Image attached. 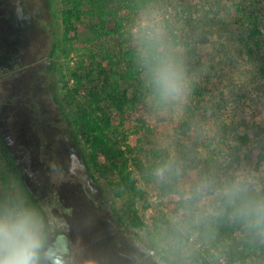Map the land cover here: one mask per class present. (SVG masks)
<instances>
[{"label": "rangeland", "instance_id": "rangeland-1", "mask_svg": "<svg viewBox=\"0 0 264 264\" xmlns=\"http://www.w3.org/2000/svg\"><path fill=\"white\" fill-rule=\"evenodd\" d=\"M63 8L62 0H0V182L11 188L19 181L37 203H57L56 188L72 184L99 212V204L114 208L125 238L135 233L169 263L226 264L222 248L200 244L190 231L193 219L173 211L176 197L162 199L155 184L138 177V190L125 191L109 173L94 170L74 123L80 97L72 98L66 84L74 54L62 38ZM245 13L264 23V0H152L125 35L94 46L113 54L135 43L141 17L159 21L165 43L182 61L187 91L180 100L148 99L149 131L129 143L141 160L149 149H164L168 165L181 169L183 192L215 190L222 183L214 174L221 172L229 181L242 174L250 189L264 190V164L255 172L250 160L264 146V28L248 38ZM80 25L87 26L85 18ZM241 133L251 142L233 148ZM209 201L218 217L214 210L221 202L214 193ZM132 209L142 227L133 226ZM56 210L61 212L59 205ZM234 221L238 237L241 221Z\"/></svg>", "mask_w": 264, "mask_h": 264}, {"label": "trees", "instance_id": "trees-1", "mask_svg": "<svg viewBox=\"0 0 264 264\" xmlns=\"http://www.w3.org/2000/svg\"><path fill=\"white\" fill-rule=\"evenodd\" d=\"M151 1L62 0V38L72 47L74 54V67L68 73L66 84L70 83L68 92L72 98L80 97L74 123L90 150V163L96 172L102 175L109 173L116 186L125 191L138 190V177L145 185L155 184L162 199L176 197L173 211H182L187 221L192 218L190 231L196 240L210 249L221 247L219 253L226 264H264V236L241 222L237 237L232 230L236 223L230 224L232 209L222 201L214 210L218 217L210 213L213 208L209 209V196L215 190L199 193L190 189L183 192L180 187L181 169L168 165L169 157L164 149H149L141 160L129 143L131 136H146L149 131L145 102L149 99L159 104L162 100L156 94L146 65L139 56L137 39L117 52L112 50L113 54L110 50L94 46L110 37L125 35L132 28L134 17ZM242 16L243 20H248L246 25H250L246 29L248 38L260 35L258 27L264 28V23L252 13ZM84 18L87 26L83 27L80 23ZM166 46L182 66L178 54ZM182 125L178 127L182 128ZM182 132L185 135L186 128L183 127ZM249 141L246 133L237 134L233 148L246 146ZM257 148V153L250 157L255 172L260 171L264 164V146ZM186 156L182 153L181 159L185 160ZM161 169L164 170L163 178L158 174ZM214 177L220 183L229 181L223 172L217 176L214 174ZM250 191L264 197V190ZM56 196L61 209L59 214L68 220L72 238L79 242L83 264H171L159 253L147 249L135 233L129 232L125 238V227L112 206L96 205L101 208L99 213L103 217L97 220L91 213L93 201L86 196L81 197L74 188L61 183L56 188ZM132 211L133 226L142 227L143 220L134 209ZM106 217L113 224H106ZM152 220L159 221L155 217ZM161 224H166V221L161 220Z\"/></svg>", "mask_w": 264, "mask_h": 264}, {"label": "clouds", "instance_id": "clouds-1", "mask_svg": "<svg viewBox=\"0 0 264 264\" xmlns=\"http://www.w3.org/2000/svg\"><path fill=\"white\" fill-rule=\"evenodd\" d=\"M137 33L139 56L158 97L182 99L187 91L183 68L169 52L159 21L141 17ZM158 174L163 178L164 170ZM249 185L250 179L238 174L217 187L214 196L232 209L234 219L264 236V197ZM57 207L56 202H34L19 181L11 188L0 182V264H83L79 242Z\"/></svg>", "mask_w": 264, "mask_h": 264}, {"label": "flooded vegetation", "instance_id": "flooded-vegetation-1", "mask_svg": "<svg viewBox=\"0 0 264 264\" xmlns=\"http://www.w3.org/2000/svg\"><path fill=\"white\" fill-rule=\"evenodd\" d=\"M66 185H68V186H70L71 188H74L78 193H79V195H81V197L83 196V198H85V195L82 193V192H80V190L78 189V188H76V187H74L72 184H68V183H66ZM91 204H92V202H91ZM92 207V206H91ZM93 208V207H92ZM94 209V208H93ZM91 213H93V215L95 216V218L98 220V218H103L102 216H100V213H99V211L97 210V209H94V210H92V212ZM73 240H74V238H72ZM75 241V240H74ZM81 242V241H80Z\"/></svg>", "mask_w": 264, "mask_h": 264}]
</instances>
